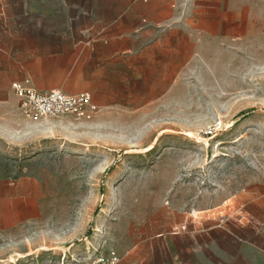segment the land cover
<instances>
[{"label":"rangeland","instance_id":"obj_1","mask_svg":"<svg viewBox=\"0 0 264 264\" xmlns=\"http://www.w3.org/2000/svg\"><path fill=\"white\" fill-rule=\"evenodd\" d=\"M243 2V42L146 110L0 125V158L45 194L43 221L0 235V264H144L190 223L264 211V0Z\"/></svg>","mask_w":264,"mask_h":264},{"label":"crops","instance_id":"obj_2","mask_svg":"<svg viewBox=\"0 0 264 264\" xmlns=\"http://www.w3.org/2000/svg\"><path fill=\"white\" fill-rule=\"evenodd\" d=\"M249 25L243 0H0V125L19 112L12 84L25 80L90 92L99 117L144 111L177 93L198 59L240 45ZM13 167L0 158L1 236L45 217L41 181ZM225 220L182 227L144 264H264V211Z\"/></svg>","mask_w":264,"mask_h":264},{"label":"built area","instance_id":"obj_3","mask_svg":"<svg viewBox=\"0 0 264 264\" xmlns=\"http://www.w3.org/2000/svg\"><path fill=\"white\" fill-rule=\"evenodd\" d=\"M12 88L19 98V111L28 121H38L47 118L72 116L77 120L90 121L99 112L98 106L93 102L90 92L69 94L61 90L42 92L31 86L29 80L14 82ZM264 174V158L262 161ZM119 257L112 252L108 258L101 262L115 264Z\"/></svg>","mask_w":264,"mask_h":264}]
</instances>
